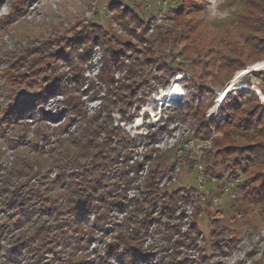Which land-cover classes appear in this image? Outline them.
I'll return each instance as SVG.
<instances>
[{
	"label": "rangeland",
	"instance_id": "obj_1",
	"mask_svg": "<svg viewBox=\"0 0 264 264\" xmlns=\"http://www.w3.org/2000/svg\"><path fill=\"white\" fill-rule=\"evenodd\" d=\"M179 11L185 15L180 23L175 20ZM245 16L243 21L250 22L246 26L253 25V36L264 39V0H0V187L12 182L43 191L59 177V167L53 163L41 177H24L15 172L23 156L51 164L61 143L82 137L93 121L108 118V130L120 129L136 140L107 172L90 212L75 215L68 236L55 230L44 249L28 253L16 245L20 231L0 232V264H264V217L249 194L250 178L264 172V166L253 169L246 157L224 153L229 143L217 126L225 116L222 104H216L217 93L243 77L240 85L258 89L260 94L246 91L253 92L264 108V59L234 71L228 83L215 87L200 63L211 56L197 47L201 29L215 36L225 32L231 42L242 43L249 30L241 33L233 24ZM185 28V39L152 49L154 64L145 66L140 81L143 90L157 92L138 112L131 109L136 115L126 123L121 104L108 107L115 91L110 93L100 79L107 47L119 53L132 46L142 58L146 45L141 37ZM91 29L92 37L101 40L92 45L78 42ZM83 54L86 63L79 67ZM134 56L127 51L125 66ZM79 72L84 80L79 94L83 113H74L63 88L72 86ZM115 72L114 82L127 85L126 71ZM163 78H170L166 89L160 87ZM177 86L179 94L162 96ZM204 86L212 94L203 114L209 136L187 110V98ZM215 108L218 115L207 118ZM137 164L142 166L135 171ZM153 167L160 176L154 192L146 182ZM68 169V174L74 170ZM64 191L61 187L44 194L62 209L51 223L56 229L70 207ZM174 192L180 194L171 204ZM46 204L36 203V210L43 212ZM47 219L36 220L35 230L42 226L44 231ZM7 221L0 217V227ZM33 227L27 225L24 232ZM59 240L62 245L50 246Z\"/></svg>",
	"mask_w": 264,
	"mask_h": 264
},
{
	"label": "trees",
	"instance_id": "obj_2",
	"mask_svg": "<svg viewBox=\"0 0 264 264\" xmlns=\"http://www.w3.org/2000/svg\"><path fill=\"white\" fill-rule=\"evenodd\" d=\"M184 9L185 8H183V10ZM179 13L180 11L178 14ZM184 17L185 15L181 12L179 17L177 16L175 20L180 23L183 21ZM246 19H248V17L245 16L241 21H237L236 24H233L241 33H243L244 29L249 30V34L242 43L240 40L231 42L228 40L225 32L220 33V35L217 33L215 36L212 35L211 32L205 34L203 31L205 29H201V32L197 34V47L202 50L203 53H208V55L205 56H211L207 61L200 62L202 65V72L209 70V72H205V77L211 78L212 85L215 87L225 84L234 71L246 69L256 61L264 59V39L258 38L255 35L253 36V25L251 24V27L246 26L250 23L247 22L246 24ZM258 27L259 24H256L255 29L257 30H255L254 34H258ZM184 30L179 33H168L166 36H152L149 39L141 37L142 44L146 45L145 50L141 52L142 58L139 57L138 53L140 52L137 48L135 49L132 46H127L123 51L115 53L107 44L106 63L104 69H102L100 79L104 82L110 93L115 91V100L113 102L109 101L108 107L110 108L114 104H121L123 106V109H121L123 115L122 119L126 123H129L133 119L136 112H138L142 106L148 104L149 100H147V98L150 97L151 94L157 92V89L154 88H150L147 91L143 90L140 81L144 76L142 73L145 66L148 67L154 64L153 55L156 50L152 51V49L156 48L157 45H167L175 40L179 41L185 39L187 29L185 28ZM190 31L191 30H188V32ZM91 32H93L92 29L89 30V34L84 35L80 40L78 39V42L83 40L88 45L99 42L101 36L94 38ZM195 32L196 30H192L191 34ZM244 33L246 34L245 31ZM102 41L106 40L103 39ZM127 51L136 54V56L132 58L133 62L130 65L125 66L123 58L126 57ZM79 57L78 66L82 67L86 63V59L84 54ZM125 67H127L126 70L123 69ZM115 71H119L118 73L126 71L125 78L128 81L127 85H121L119 81L114 82L113 77L116 73ZM225 73H227V75H225ZM83 84V73L79 72L76 74L74 84L63 88V93L69 98L68 103L72 107L74 113H83L79 96ZM115 84L118 85L113 89ZM169 85L170 78H163L160 84L161 89H166ZM211 95L210 90L204 86L197 89L193 95L187 98V110L194 113V117L200 122L199 129L203 130V133L207 136H209L211 130L209 131L205 127L203 114L205 110L211 106L210 103L207 104ZM131 109H134L136 112L130 114ZM263 109L264 108L259 104L253 92H238L235 95H230L223 101L221 113L225 116V120L217 126V130L223 131L224 137L229 143L224 149V153L228 156L235 155L240 158L246 157L248 165H251L253 169L264 166ZM107 119L108 118L102 123L96 122L97 124L93 121L82 137L62 142V146L58 149L57 155L54 156L53 159L54 162L51 164H49L48 161L45 164L40 163L39 157H31L29 155L23 156L21 160L23 162L17 166L15 172L24 177L31 175L41 177L44 169H46L45 167L48 166L52 168L53 163L59 167V177L51 183L46 184L43 191L36 190L32 186H27V184H14L12 182L1 184L0 217L1 219H8V221L4 226L0 227V232L14 231L15 229L20 231L16 241V245L19 246L18 248L22 247L23 250L28 251V253L34 251L37 247L44 249V245L47 244L46 238H48L51 232L55 230L57 232L60 229L61 232H64L63 235L68 236L67 233L73 224L75 215L85 212L88 213L94 207V194L106 182L107 172L112 168L119 155L131 149L136 142V140L125 135L120 129L111 128L108 130L106 125H104ZM102 133H105V138L103 139H101ZM155 138L156 136L154 135L152 140H156ZM141 166L142 164H137L134 166V170H139ZM70 167H73L74 170H71V173L68 174V168ZM80 167H82V170L79 169ZM127 173L128 170L122 173L123 178L127 176ZM253 175V178H250V181L253 182V187L249 188V194L253 204L260 206V211L264 217V172L258 171L253 173ZM159 181V172L154 170L153 167L149 171L146 180L148 188L152 189L154 192ZM77 185L81 188V192H79V188H75ZM61 187L65 189L64 193L68 196V205H70V207L66 210L67 212H63L67 214V218L64 220L65 222L61 221L62 224L56 229L53 228L51 223L59 217L62 213V209H60L59 206L58 208L55 206L56 201H52V196H49V199V197L44 194H49L51 191L61 189ZM28 190L29 192H27ZM179 194L180 192H174L169 196L171 204H174ZM77 197H81V199H77ZM39 202L40 205L49 203L46 204L47 209L43 210V212H38L36 210L37 206L35 204ZM44 216L48 217V219L44 221L47 228L41 231L43 227L38 226L39 228L35 230V227H37L35 226L36 220ZM29 224H33L34 227L30 228L31 231L24 232L25 227ZM45 233L48 234L43 238L42 235ZM61 241L52 242L50 246L55 247L57 243L62 245ZM17 246L11 253L14 256L16 254L18 255ZM1 252H3V250L0 242V253ZM66 264L74 263L68 262Z\"/></svg>",
	"mask_w": 264,
	"mask_h": 264
},
{
	"label": "built area",
	"instance_id": "obj_3",
	"mask_svg": "<svg viewBox=\"0 0 264 264\" xmlns=\"http://www.w3.org/2000/svg\"><path fill=\"white\" fill-rule=\"evenodd\" d=\"M242 73H244V72H242ZM242 79H243V77L237 82H234V80H232L231 82H229L226 85V87L221 92L217 93L218 99L216 101V104L218 107L223 103V101L227 97H229L230 95H235L238 92L251 90V91H254V92L260 94L258 89H256L255 87H249L247 83L240 85ZM215 115H218L217 108H215L213 110V112H209L207 115V118H211L212 116H215Z\"/></svg>",
	"mask_w": 264,
	"mask_h": 264
},
{
	"label": "bare ground",
	"instance_id": "obj_4",
	"mask_svg": "<svg viewBox=\"0 0 264 264\" xmlns=\"http://www.w3.org/2000/svg\"><path fill=\"white\" fill-rule=\"evenodd\" d=\"M237 81H239V80H234V82H237ZM179 89H180V87L179 86H177V87H173L170 91H168V92H166V91H164L163 92V97H165V98H169L170 97V99H171V94H179L178 92H179ZM181 97H182V95H181ZM179 98H180V96H179Z\"/></svg>",
	"mask_w": 264,
	"mask_h": 264
},
{
	"label": "water",
	"instance_id": "obj_5",
	"mask_svg": "<svg viewBox=\"0 0 264 264\" xmlns=\"http://www.w3.org/2000/svg\"><path fill=\"white\" fill-rule=\"evenodd\" d=\"M254 71V70H253Z\"/></svg>",
	"mask_w": 264,
	"mask_h": 264
}]
</instances>
